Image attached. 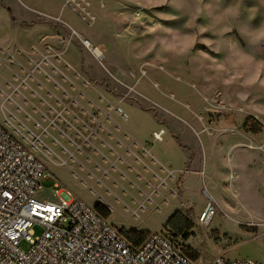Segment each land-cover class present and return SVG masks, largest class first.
I'll use <instances>...</instances> for the list:
<instances>
[{"label": "rangeland", "instance_id": "rangeland-1", "mask_svg": "<svg viewBox=\"0 0 264 264\" xmlns=\"http://www.w3.org/2000/svg\"><path fill=\"white\" fill-rule=\"evenodd\" d=\"M137 2L0 0V124L19 125L20 119L31 127L26 111L32 109L23 95L33 99L30 87L37 88L33 79L23 83L30 58L45 51V44L63 52L78 71L84 60L98 71L107 67L126 84L127 91L116 94L149 112L165 138L179 137L177 144L193 154L194 171L207 166L206 180L190 183L177 199L193 223L192 235L177 236L172 226L162 232L197 264L218 257L264 264V0H170L158 11H143ZM45 34L49 40L42 44ZM84 41L104 59H96ZM52 61L66 67L62 60ZM32 142L48 174L37 197L56 201L57 183L95 207L98 195L90 181L74 174L75 149L67 146L60 159L41 140ZM208 204L216 214L203 227L198 218ZM128 206L131 210L114 205L108 222L118 229L145 222L159 227L152 233L160 232L158 213L136 215L137 205ZM34 231L41 236L44 229L36 225ZM20 247L27 251L31 244L22 240Z\"/></svg>", "mask_w": 264, "mask_h": 264}, {"label": "crops", "instance_id": "crops-1", "mask_svg": "<svg viewBox=\"0 0 264 264\" xmlns=\"http://www.w3.org/2000/svg\"><path fill=\"white\" fill-rule=\"evenodd\" d=\"M164 3L170 0H138L136 4L143 11H158ZM72 35L69 34V39ZM46 36H42V44L49 40ZM65 40L60 42L64 44ZM45 46V51L30 58L32 66L26 70L28 78L23 83L27 85V80L33 79L36 90L42 92L30 87L33 99L23 95L25 104L32 109L31 113L26 111L31 127L17 119L19 125L9 122L13 126H8L10 131L35 151L32 140L38 137L60 159L69 151L67 146L75 149L77 158L70 153L77 163L74 174L90 181L98 195L95 207L104 205L110 216L114 205L124 204L130 209L128 204L132 202L137 205L133 210L136 215L158 213L163 218L161 232L173 215L178 212L186 215L184 205L177 199L192 187L190 183L206 180L207 166L206 171H194L193 154L181 148L182 143L177 144L179 137L173 133L165 138L167 134L161 129L160 139H156L155 134L161 132L156 130L159 122L149 112L130 105L128 99L116 94L117 90L127 91V87L114 79L107 67L98 71L99 68L84 60L78 71L63 59V52L49 43ZM57 59L66 67L53 63ZM100 65L103 66L102 61ZM108 78L116 83H109ZM15 91L20 93L19 88ZM124 106L130 115H126ZM18 107L25 111L21 105ZM22 130L30 133L26 135ZM62 164H67V160L63 159ZM155 227L158 226H146L144 222L123 226L122 230L152 233Z\"/></svg>", "mask_w": 264, "mask_h": 264}, {"label": "built area", "instance_id": "built-area-1", "mask_svg": "<svg viewBox=\"0 0 264 264\" xmlns=\"http://www.w3.org/2000/svg\"><path fill=\"white\" fill-rule=\"evenodd\" d=\"M83 44L96 59L104 57L88 41ZM47 177L36 151L0 124V264H197L162 231L149 233L135 245L96 207L57 183V200H40L38 192ZM215 214L208 204L199 224L209 226ZM36 225L44 229L41 236L35 235ZM22 240L31 244L29 250L20 247ZM209 264L260 263L218 257Z\"/></svg>", "mask_w": 264, "mask_h": 264}, {"label": "trees", "instance_id": "trees-1", "mask_svg": "<svg viewBox=\"0 0 264 264\" xmlns=\"http://www.w3.org/2000/svg\"><path fill=\"white\" fill-rule=\"evenodd\" d=\"M96 209L106 218H109L111 212L107 207L102 204H98ZM172 226L176 231L177 236H182L184 239H189L192 235L190 231L193 229L192 221L187 217V215L176 213L173 215L165 227ZM124 235L135 245L141 244L146 237L149 235L148 232H141L137 230L124 231L122 230Z\"/></svg>", "mask_w": 264, "mask_h": 264}]
</instances>
